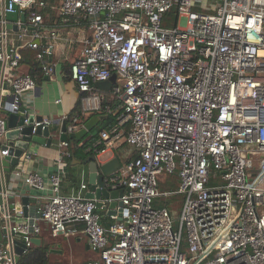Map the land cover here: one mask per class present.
I'll return each mask as SVG.
<instances>
[{"label":"built area","instance_id":"obj_1","mask_svg":"<svg viewBox=\"0 0 264 264\" xmlns=\"http://www.w3.org/2000/svg\"><path fill=\"white\" fill-rule=\"evenodd\" d=\"M43 4L2 0V13L18 6L33 26L7 51L0 20L11 109L36 88L19 70L20 48L40 47ZM60 13L83 16L91 31L69 68L81 98L66 129L81 127L86 115L114 117L100 130L97 151L121 142L134 151L107 180L111 189H128L120 197L124 210L103 225L93 199L61 191V165L70 155L61 141L49 194L33 217L9 230L21 233L27 248L40 220L54 235L81 223L99 253L85 264H264V0H63ZM50 48L44 45L38 57ZM112 73L108 93L96 87ZM4 126L0 116V135ZM164 170L177 175L172 191L160 187ZM24 180L45 188L36 171ZM169 195L182 199L177 215L165 203ZM0 264H16L10 238L0 242Z\"/></svg>","mask_w":264,"mask_h":264},{"label":"crops","instance_id":"obj_2","mask_svg":"<svg viewBox=\"0 0 264 264\" xmlns=\"http://www.w3.org/2000/svg\"><path fill=\"white\" fill-rule=\"evenodd\" d=\"M1 14L2 0H0V20L2 19ZM2 25L3 23L0 21V29H2ZM26 25H29L28 22H26ZM44 28L45 29L42 31L40 30V32L48 39V44L51 45V52L48 54L51 62L44 64L43 77L36 81L35 90L33 92L23 93L21 101L30 113L51 119L52 122L50 123V127L55 132L60 130L63 122H66L67 125L70 121V117L80 109L81 92L75 81L71 79L69 68L70 65L80 57L84 45V39L91 36V31L87 22L81 15L71 16L67 19L66 17H63L51 30L48 27ZM22 29H26L27 35L25 39H28L31 36L30 31H32V28L29 29L27 26H23L20 27L18 31L5 28L6 33L3 38V44L7 51L21 44L18 34ZM51 31L55 32L53 37L50 35ZM42 39L40 40V45L43 44ZM20 49H24L26 52L28 50H33L34 48L24 46ZM48 65L52 67V71L46 73L45 67ZM19 70L23 72H27L28 70L27 60L24 58L19 64ZM6 75L7 72L5 66L0 64V94L4 89V86H6L7 89H10V84L6 80ZM108 91L104 92L108 93ZM108 100L111 101L113 99L109 98ZM96 114H105L108 116V114L102 112ZM90 115H86L83 118V122ZM0 116L5 118L2 113H0ZM105 119L100 121L96 127H102ZM109 124L103 126L100 130L106 128ZM100 130L98 131V135ZM91 137L92 135L88 134L86 138L77 140L82 141L78 143V146L87 140H91ZM97 139L93 142V148L87 147L78 154L77 152L73 154L71 158H69L71 155L69 144L66 146L65 149L70 152V155L63 158V163L61 165V191L63 193H81L85 196L86 191L89 190L87 179L93 163L86 162L84 159L90 155L95 156L96 160L101 162L116 155L123 162L126 158H129L134 154V151L125 142H121L119 146L112 149L97 151L99 148ZM60 142L61 141L52 142L49 146H35L36 148L32 152L30 158L24 159L22 168L19 172H15L14 169L11 168L13 177L10 185L13 190H17L20 193H27L29 195V205L28 216L20 215V209L8 212V227L15 222L25 220L27 217H33L36 214L38 206L43 202L44 196L49 194V176L57 167L56 159L58 158L60 149H62ZM90 149H94L93 154L86 153L88 150L90 151ZM35 171L44 178L45 188L37 189L25 182V175ZM117 173H119V171L116 172V174ZM83 183L86 184V187L82 189L81 185ZM15 201L18 205V196ZM176 208L178 207L176 206L175 209ZM99 213L103 225H108L114 221V219L106 215L105 211H100ZM38 224L40 226V231L34 234L33 237L40 238V242L38 244L32 242V244L47 247L46 264H85L90 260H96L99 258L98 251L90 247L88 236L83 231L81 223H69L64 232H60L56 235L52 234L50 226L46 221L40 220L38 221Z\"/></svg>","mask_w":264,"mask_h":264},{"label":"water","instance_id":"obj_3","mask_svg":"<svg viewBox=\"0 0 264 264\" xmlns=\"http://www.w3.org/2000/svg\"><path fill=\"white\" fill-rule=\"evenodd\" d=\"M5 20V28L18 31L20 27L27 26L33 29V26L26 25V17L23 10L14 6L12 11H6L1 14ZM20 21L22 24H18ZM116 80V73H112L105 80L97 81L96 87L108 91ZM13 95H7V88L4 86L0 94V113L5 116V131L0 135V242L10 238L13 243L15 260L26 247L21 233L15 234L9 230L5 214L9 211L20 209V215L28 216L29 195L13 190L10 182L12 180L11 168L19 172L22 168L24 159H29L37 145H51L55 141H67L68 139L81 140L98 126L99 122L107 117L105 114H92L78 129L68 132L66 122H63L59 131H53L49 125L35 124L43 117L30 113L26 106L19 102L18 107L11 109ZM86 162L93 163L92 169L88 175L89 190L86 191L85 197L95 201L98 212L105 211L106 215H118L122 217L124 210L120 197L127 188L111 189L107 185L108 178L119 171L122 160L114 155L105 161L96 160L95 156H89L84 159ZM13 190V191H12ZM19 198V204H16V197ZM10 200V201H9ZM33 243L38 244L40 238L31 237Z\"/></svg>","mask_w":264,"mask_h":264},{"label":"trees","instance_id":"obj_4","mask_svg":"<svg viewBox=\"0 0 264 264\" xmlns=\"http://www.w3.org/2000/svg\"><path fill=\"white\" fill-rule=\"evenodd\" d=\"M42 1L44 2V4L38 10L42 15V27L40 28V30L42 31L43 29H45L44 27H48L51 30L54 28V25H56L60 21V19L64 17L60 13V6L63 0H42ZM42 41H43V44H41L40 47L35 48L33 50H28L25 52L24 49H20L21 54H22L21 60H23V58L27 60V64H28L27 73L34 79L35 82L43 77L44 64L46 63L48 64L51 62V59L49 58V55L47 53L42 54L41 58L37 57L38 53L42 51V47L48 44L47 38L43 37ZM108 97L109 96H106L105 100H108L109 99ZM113 120H114V117L108 114L107 118L103 121L102 127L106 126ZM97 128L98 127H95L91 131V133H89L92 135L91 140L85 141L80 146H78V143L82 141H77L75 139L67 140L69 143V150L71 151V155L69 156V158H71L73 154H75L76 152L78 154L80 151H83V149L87 147H91V148L94 147L93 142L97 139L98 131L100 130V128L98 129ZM98 147L100 148L99 145ZM93 152H94V149L93 150L90 149V151L88 150L86 153L93 154ZM174 201L175 199H173L172 202ZM165 203L169 207H172L169 200L166 199ZM181 203H182V199H180L178 202V205H177L178 208L180 207ZM46 249H47L46 246H42V245L37 246V245L32 244L31 246L27 247L22 253H20L16 261V264H46L47 263Z\"/></svg>","mask_w":264,"mask_h":264},{"label":"rangeland","instance_id":"obj_5","mask_svg":"<svg viewBox=\"0 0 264 264\" xmlns=\"http://www.w3.org/2000/svg\"><path fill=\"white\" fill-rule=\"evenodd\" d=\"M109 98L112 99V96H110ZM157 178L160 182V187L167 191H172L177 187V175L175 173L174 174L168 173L167 171L164 170V172L159 173L157 175ZM166 199L170 201L173 207H175L178 205V202L181 199V197L177 195H169L166 197ZM173 199H175L174 202H172ZM178 210L179 209L176 208V215Z\"/></svg>","mask_w":264,"mask_h":264}]
</instances>
